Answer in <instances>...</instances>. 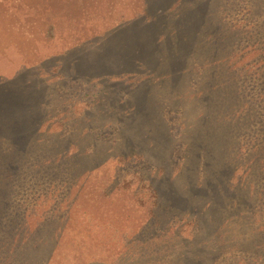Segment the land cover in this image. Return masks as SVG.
Instances as JSON below:
<instances>
[{"label":"trees","instance_id":"trees-1","mask_svg":"<svg viewBox=\"0 0 264 264\" xmlns=\"http://www.w3.org/2000/svg\"><path fill=\"white\" fill-rule=\"evenodd\" d=\"M240 1L248 4L244 29L225 21ZM142 2V16L10 80L0 78V264L62 259L55 249L64 228L49 236L48 215L27 232L14 198L26 182L65 179L74 185L82 177L86 164L65 157L66 142L82 124L89 139L102 124L112 130L113 164L147 167L129 176L143 184L149 203L140 204L165 231L167 239L150 253L156 263L212 264L236 251L240 259L228 264H264V219L258 223L254 215L259 204L264 211V0ZM69 84H83L91 101L80 122L78 117L61 122L66 138L53 141L41 126L65 114L58 91ZM171 113L177 130L166 118ZM90 155L96 158L90 180L102 181L103 163ZM239 169L259 194L248 195L242 180L233 181ZM120 185L129 187L125 181ZM114 196L106 193L104 200ZM88 201L83 204L92 211L103 205ZM117 217L127 225L125 209Z\"/></svg>","mask_w":264,"mask_h":264},{"label":"rangeland","instance_id":"rangeland-1","mask_svg":"<svg viewBox=\"0 0 264 264\" xmlns=\"http://www.w3.org/2000/svg\"><path fill=\"white\" fill-rule=\"evenodd\" d=\"M244 2L240 1L225 16L228 24L237 25L241 29L247 27L248 4ZM143 10L142 0H0V78L10 80L23 69L44 65L77 44L142 16ZM58 93L57 103L61 104L65 114L41 126L44 136L52 137L53 141H58L59 137L61 141L66 138L65 132L60 131L61 122H68L65 121L68 118L74 122L77 117L80 122L79 115L83 107L91 101V92L83 84H69V87ZM166 118L177 130V116L171 113L166 114ZM81 127L85 128L83 124L79 125L71 135L72 141L66 142L69 146L67 154H62L86 164L82 166L83 171L79 170L83 172L82 177L74 185L65 179L40 185L23 183L14 201L20 215L25 217L22 220L25 222L24 228L30 233L35 231L48 215H52V218L47 219L49 222L44 225H48L47 229L52 231L47 230L49 236L58 226L64 228L60 234L61 240L56 241V255L62 257L57 264H131L139 259H143L141 264H167L169 259L156 263L157 258L150 256L154 251L153 245L167 238L164 237L165 231L155 225L147 209L140 204L146 201L142 197L143 184H138L137 180L129 176L147 167L142 164H113L115 151L111 145L112 130L104 129L102 124L98 130L91 132L92 138L89 139L90 136L82 133ZM92 146L99 152L92 153ZM243 147L247 149L244 153H248L247 141H243ZM61 151L58 150L57 154ZM180 153L176 154L174 163L179 161ZM90 154L103 163L100 166L101 174L104 175L102 181L90 180L93 179L89 176L92 173L90 166L96 162V158L90 159ZM105 159L107 166L104 165ZM74 166L79 167L77 164ZM243 176L242 169H239L233 181L242 180L248 195L251 191L259 194L260 188L254 190L250 183L245 184ZM85 177L89 179L84 180ZM124 181L129 183L128 189L120 187V182ZM137 192L139 196L135 198ZM106 193L115 195L111 202L104 200ZM85 200L103 205L92 211L88 208L90 206H84ZM104 206L107 208L104 209ZM124 209L129 215L125 226L119 223L121 218L117 217ZM93 213L99 215V219ZM254 215L258 223L264 219L260 204L255 207ZM146 230L148 232L144 234ZM180 235L184 239L189 232L182 229ZM235 252L220 255L212 264H228L231 259H240V253ZM141 253L149 257L142 258L139 255Z\"/></svg>","mask_w":264,"mask_h":264}]
</instances>
